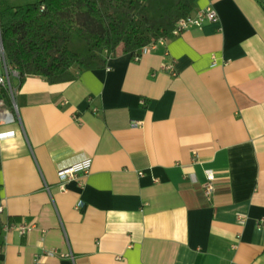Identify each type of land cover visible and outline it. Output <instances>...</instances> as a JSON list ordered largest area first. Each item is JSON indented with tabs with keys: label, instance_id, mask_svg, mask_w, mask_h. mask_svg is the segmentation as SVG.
<instances>
[{
	"label": "crops",
	"instance_id": "0c3cea01",
	"mask_svg": "<svg viewBox=\"0 0 264 264\" xmlns=\"http://www.w3.org/2000/svg\"><path fill=\"white\" fill-rule=\"evenodd\" d=\"M206 7L137 59L0 88V264H264V0Z\"/></svg>",
	"mask_w": 264,
	"mask_h": 264
},
{
	"label": "trees",
	"instance_id": "16d2710c",
	"mask_svg": "<svg viewBox=\"0 0 264 264\" xmlns=\"http://www.w3.org/2000/svg\"><path fill=\"white\" fill-rule=\"evenodd\" d=\"M193 8L194 0H0V47L19 84L27 75L67 82L74 66L102 69L111 57L171 38Z\"/></svg>",
	"mask_w": 264,
	"mask_h": 264
},
{
	"label": "built area",
	"instance_id": "2783aa9c",
	"mask_svg": "<svg viewBox=\"0 0 264 264\" xmlns=\"http://www.w3.org/2000/svg\"><path fill=\"white\" fill-rule=\"evenodd\" d=\"M215 10H213L210 7H206L204 9L197 10L195 13L191 12L188 16H185L184 18L181 17L176 23L175 27L173 29L172 34L177 35L182 32V30L188 29L190 27H198L201 28L205 21H216ZM167 38H160L154 42H150L147 45H143L141 47L139 53L137 55H134V57L137 59L139 55H142L143 53L149 52L152 48H154L158 43H163ZM214 63V60L212 61ZM16 82V83H15ZM19 84V74L18 72L7 65V60L4 57L2 47H0V88L3 89L8 96V98L13 101L15 92L17 89V85ZM1 106V101H0ZM3 115V120H8L9 116L6 110L0 111V116ZM5 116V118H4ZM2 119V118H1ZM88 166V161L84 160L82 163L71 165L68 167H64L59 169L56 173L58 176V190L60 193H66L67 187L66 182L68 180L76 179L77 178V172L80 168H86ZM46 190H48V186H45ZM210 189V186L206 187V190L208 191ZM81 202H78V205H80ZM1 211V208H0ZM30 226L25 223H21L14 226V229H16L19 233L23 234L24 232L28 231ZM7 229V227H6ZM50 253V252H49ZM67 256L71 257V254H67ZM34 264H39L38 262H35Z\"/></svg>",
	"mask_w": 264,
	"mask_h": 264
}]
</instances>
